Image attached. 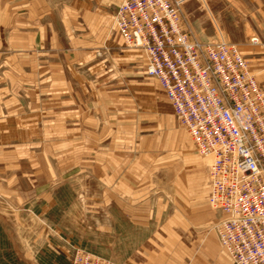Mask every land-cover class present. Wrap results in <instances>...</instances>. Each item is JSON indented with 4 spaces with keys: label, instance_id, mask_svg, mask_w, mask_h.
<instances>
[{
    "label": "rangeland",
    "instance_id": "1",
    "mask_svg": "<svg viewBox=\"0 0 264 264\" xmlns=\"http://www.w3.org/2000/svg\"><path fill=\"white\" fill-rule=\"evenodd\" d=\"M189 2L197 6V29L206 32L208 20L221 25L214 39L238 47L249 41L242 0H184L180 14L188 31L183 9ZM71 4L60 11L65 17L55 25L59 39L49 41L44 54L34 48L29 62L18 59L15 71L0 70L2 264L14 258L24 264L22 257L43 228L44 257H58L60 264H68L69 245L76 241L103 243V233L93 230L104 213V200L94 199L101 191L94 180L106 175L112 176L114 193L117 182L128 180L140 197L154 198L152 204L174 215L165 245L191 248L196 219L205 212L206 239L216 241L205 202L207 163L177 124L158 83L144 74L142 54L124 46L111 29L115 7H89L84 17V9ZM56 43L58 55L50 49ZM113 203L118 211L119 202ZM57 227L64 243L55 235ZM217 249L225 257L219 244Z\"/></svg>",
    "mask_w": 264,
    "mask_h": 264
},
{
    "label": "built area",
    "instance_id": "2",
    "mask_svg": "<svg viewBox=\"0 0 264 264\" xmlns=\"http://www.w3.org/2000/svg\"><path fill=\"white\" fill-rule=\"evenodd\" d=\"M184 0H122L111 29L146 56L144 74L207 163V204L233 264H264V87L236 44L183 28ZM256 45L258 39L250 37ZM69 264H114L76 247Z\"/></svg>",
    "mask_w": 264,
    "mask_h": 264
},
{
    "label": "crops",
    "instance_id": "3",
    "mask_svg": "<svg viewBox=\"0 0 264 264\" xmlns=\"http://www.w3.org/2000/svg\"><path fill=\"white\" fill-rule=\"evenodd\" d=\"M121 1L0 0V70L3 66H8L15 71L18 59L24 60L25 63L29 62L27 58L33 55L36 48L44 54V46L49 41V43H53V40L59 39L60 29L55 25L60 24L65 17L63 14L60 15V11L62 12L66 5L72 3V7L84 9L81 15L88 17L91 12L87 11L86 8L91 7L98 10L109 7L116 8ZM242 1V5L245 7V19L250 31L249 38L256 37L258 43L253 45L249 41H245V43L239 44V47L242 49L257 82L264 87V0ZM195 7L197 8L196 3L189 2L183 9L186 26L190 25L193 33L200 36L201 39L211 40L219 37V32L222 33L219 30L221 25L217 28L212 21L206 20V32L205 29L199 30L195 27V12H193ZM62 31L64 32V30ZM113 32L124 45L118 33ZM64 34L68 33L65 31ZM56 44L57 48L50 47V49L58 55L61 48L58 43ZM139 52L143 56L144 72L147 63L146 56L142 50ZM94 181L101 189L99 193H94V199L104 200V213L99 215L98 221H95L93 230L98 234L103 233L104 242H90L84 245L81 241H76L69 245L68 264L73 249L76 247L114 264H206V255L208 264H228L226 259L230 260V258L227 253L223 251L225 258L217 249L216 233V241L211 238L206 239V212L196 219L195 226L199 229H195L196 236L192 241V247L172 248L169 243L166 245L164 243L165 240L169 241L171 238L169 223L173 221L174 215L169 210L166 211L158 207L154 202L153 205L151 200L154 198L140 197L137 187L130 184L128 180L117 182L116 187L119 191L115 193L113 192L112 176L98 177ZM206 190L205 202L207 203V181ZM113 200L119 202L120 205L115 206L119 212L113 211ZM208 209L212 215L211 222L212 220L216 222L221 214L212 211L209 206ZM38 212H40L38 214L42 219L41 223L44 225V208ZM163 230L166 235L160 234ZM48 234L46 233V236ZM55 235L63 243L65 242V236L59 227L56 228ZM99 236L101 237V234ZM157 239L162 240V242L158 243ZM173 240L175 239L173 238ZM45 241L49 244L47 238ZM35 242L37 245L34 244L35 247L32 246L31 251L22 257L24 264H44L48 260L51 264H60L58 257H44V228L40 231V239L35 240ZM62 246H58L61 251L64 250V246ZM9 263L16 264V259L10 260ZM0 264H2L1 253Z\"/></svg>",
    "mask_w": 264,
    "mask_h": 264
}]
</instances>
